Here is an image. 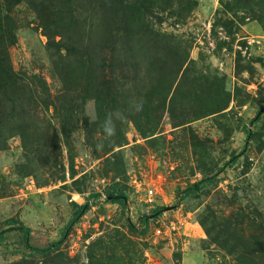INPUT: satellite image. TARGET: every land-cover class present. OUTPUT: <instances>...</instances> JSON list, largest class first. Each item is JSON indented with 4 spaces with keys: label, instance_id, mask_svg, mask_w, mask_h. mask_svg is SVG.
Listing matches in <instances>:
<instances>
[{
    "label": "rangeland",
    "instance_id": "374dc122",
    "mask_svg": "<svg viewBox=\"0 0 264 264\" xmlns=\"http://www.w3.org/2000/svg\"><path fill=\"white\" fill-rule=\"evenodd\" d=\"M7 17L0 264H264V0H0ZM86 202L50 253L26 245L22 224L48 247Z\"/></svg>",
    "mask_w": 264,
    "mask_h": 264
},
{
    "label": "trees",
    "instance_id": "16d2710c",
    "mask_svg": "<svg viewBox=\"0 0 264 264\" xmlns=\"http://www.w3.org/2000/svg\"><path fill=\"white\" fill-rule=\"evenodd\" d=\"M8 19V17H7ZM6 27V31L9 30V28L11 27V23H10V20L8 19L7 22H6V26H4L2 24V21L0 20V30L3 31V28ZM3 72V79L1 78V80H12V82H16L17 80V77L16 79H12L13 76L12 74L10 73V70L9 68H3L2 70ZM237 157L234 159V161H236ZM193 192V188L191 189H187L185 191V194H184V197H186L188 194L192 193ZM109 194V197L111 199H114V201L116 202H119L121 204H124V198H125V194L121 191H111V192H108ZM90 208V205L88 204V202H86L85 204H81V205H78L77 206V209L74 213V216H73V219L70 221L67 229L64 231V234H63V237L61 238V240L59 242H56L54 244H51L49 245L48 247H44V248H41V247H35V246H32L31 243H30V233H31V228L26 226V225H21L19 230L22 232L23 234V239L26 243V245L31 248L32 250L36 251V252H39V253H42V254H46V253H50L54 248L58 247L59 245H61V243L64 241L65 239V236L69 233L71 227L78 221V219ZM4 237H5V231H2L0 232V244L2 243V241L4 240Z\"/></svg>",
    "mask_w": 264,
    "mask_h": 264
},
{
    "label": "clouds",
    "instance_id": "9594fccd",
    "mask_svg": "<svg viewBox=\"0 0 264 264\" xmlns=\"http://www.w3.org/2000/svg\"><path fill=\"white\" fill-rule=\"evenodd\" d=\"M142 107H143V100L141 99L139 102L135 104V110L140 111L142 110ZM94 119H95L94 114L89 115L90 122H92ZM125 119L126 116L119 109L115 111H109L106 113L105 118L101 124V128L103 130L105 140L111 142V140L116 135V121L117 120L123 121ZM103 146H104L103 144H98L97 149H102Z\"/></svg>",
    "mask_w": 264,
    "mask_h": 264
},
{
    "label": "built area",
    "instance_id": "2783aa9c",
    "mask_svg": "<svg viewBox=\"0 0 264 264\" xmlns=\"http://www.w3.org/2000/svg\"><path fill=\"white\" fill-rule=\"evenodd\" d=\"M149 196H150V200H152V196H153V193L154 191L153 190H149ZM157 233H161L162 232V229L161 228H157L156 229Z\"/></svg>",
    "mask_w": 264,
    "mask_h": 264
}]
</instances>
